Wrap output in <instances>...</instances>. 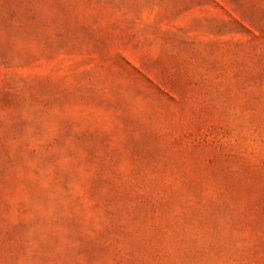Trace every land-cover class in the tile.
I'll use <instances>...</instances> for the list:
<instances>
[{
    "label": "rangeland",
    "instance_id": "1",
    "mask_svg": "<svg viewBox=\"0 0 264 264\" xmlns=\"http://www.w3.org/2000/svg\"><path fill=\"white\" fill-rule=\"evenodd\" d=\"M0 264H264V0H0Z\"/></svg>",
    "mask_w": 264,
    "mask_h": 264
}]
</instances>
